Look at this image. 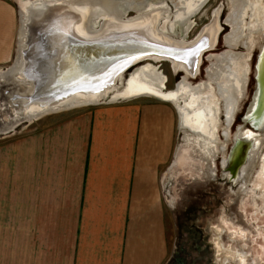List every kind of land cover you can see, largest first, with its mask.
<instances>
[{
  "label": "crops",
  "instance_id": "obj_1",
  "mask_svg": "<svg viewBox=\"0 0 264 264\" xmlns=\"http://www.w3.org/2000/svg\"><path fill=\"white\" fill-rule=\"evenodd\" d=\"M17 17L0 0V65L14 56ZM177 110L131 97L48 124L42 116L1 138L0 264H164L160 168L172 156Z\"/></svg>",
  "mask_w": 264,
  "mask_h": 264
},
{
  "label": "rangeland",
  "instance_id": "obj_2",
  "mask_svg": "<svg viewBox=\"0 0 264 264\" xmlns=\"http://www.w3.org/2000/svg\"><path fill=\"white\" fill-rule=\"evenodd\" d=\"M8 1L16 8L18 16L16 46L12 60L0 65V71L8 68L17 58V40L21 23L20 8L27 0ZM141 1H144L147 7L140 11H127V15L131 16L149 9L162 10L163 15L158 23V28L175 40L184 38L193 41L199 31L211 23L213 11L219 9L220 31L217 34L216 43L213 49L200 54L199 71L196 77H191L181 69L174 70L166 60L143 62L157 66L164 77L166 91H175L180 82L184 81L197 92L190 90V94L204 96L199 98L195 95V104L190 105L191 108L194 106L196 109L200 101L203 103L208 97V104L214 110L210 116L213 114L211 117L215 118V123L217 122L216 117L219 116L218 123L215 126L210 125L213 128V133H211L213 136L210 139L209 135L206 138L196 133L188 125L183 126L177 112L178 123L172 156L169 162L160 168L169 246V255L164 264H264V190L261 191V189L253 187L261 164L259 159L261 157L262 160L264 154V141L263 144L261 143L258 156L255 157L243 180L231 184L222 179L225 177L222 161L233 145L234 135L236 132L239 133V125L244 131H251L255 139L264 138V132L259 134L258 131L251 128L249 123L242 122L244 114L242 111L250 104L254 89L253 62H256L264 41V30L261 33L257 31L258 25L264 22V0H207L199 12L191 17L193 26H190L188 32H184L186 26L184 23L174 21V10L172 6L170 8L169 5H166V0ZM250 1L253 2L254 12L252 13L251 7H248ZM243 2L244 5H242ZM120 6L122 5L120 4ZM241 10L243 13L241 22L245 26L240 28L237 18L240 19ZM228 15H230L228 19L231 24L225 22ZM172 23L173 29L171 28ZM250 25L256 26V28H252V32L246 28ZM248 51H251V54L249 52L250 55L246 57ZM245 64L250 65L246 89H243L237 102V95L242 88L236 89L235 104L231 107L232 109L229 108V111L225 110L226 116L229 113L231 116L233 112L234 124L227 135L228 139L224 140L225 114L218 85L225 82V75L235 74L239 77L242 87L245 81ZM125 78L126 73L120 76L117 85L121 87ZM141 96L153 97L150 95ZM214 96L218 115L217 109L213 106ZM183 98V96L180 97L178 102ZM105 102H112V100L106 97L97 103ZM172 104L177 109L178 103ZM87 107H91V105L55 109L53 112L45 114L40 122L46 124L57 122ZM38 121L39 119H33L30 122L20 121L14 126L0 131V142L1 138L16 137L32 130L36 125L34 123ZM262 179L259 177V180Z\"/></svg>",
  "mask_w": 264,
  "mask_h": 264
},
{
  "label": "bare ground",
  "instance_id": "obj_3",
  "mask_svg": "<svg viewBox=\"0 0 264 264\" xmlns=\"http://www.w3.org/2000/svg\"><path fill=\"white\" fill-rule=\"evenodd\" d=\"M205 1L168 0L170 8L172 6L175 9L174 21L186 20L187 25L190 16ZM242 5H244V2ZM144 7H147V5L141 0H123L121 2L120 0H27L24 2L20 8L21 23L18 32L16 68H21L28 61L25 55L26 50H30L29 54L33 51L37 54L40 52L38 48L29 49V42L26 44L27 37L23 35L26 30L25 25H28L31 18L30 16H33L32 22L39 21L40 25L34 30L35 40L37 37L39 40L40 38L47 39L49 35L57 36L55 40L48 39L53 44L52 47L46 46L42 50L49 55L52 54L51 58H54L53 64L56 68L53 75H51V70L46 72L48 77L41 87V90L47 89L49 97L47 99L42 98L44 100L40 101L35 99L26 102L23 108L26 114L31 111L30 114L37 118L40 114L49 113L59 106L78 107L89 102L95 104L106 97L114 101L116 99L150 95L162 100L172 101V103H178L177 109L181 124L183 126L188 125L196 133L206 138L209 135V138L212 139L213 128L210 125L213 124L214 126L215 118L211 117L213 114L210 116V113L214 110L208 104V97L205 98L206 100L203 103L200 101L196 109L194 106L191 108L192 101L188 102V98L191 96L195 99V95L200 98L201 94H190V90H195L184 81L180 82L175 91H166L164 89V77L157 66L149 62H143L146 60H166L170 62L174 70L184 69L191 76H194L200 65V54L212 49L216 43L219 31V9L216 10L211 23L204 26L193 41H188L183 38L175 40L159 30L158 23L163 15V11L160 9H149L131 16L127 15V11H140ZM46 9L51 12L48 18H46ZM171 28H173V23ZM68 34H73L85 41L106 44L112 50L118 52L125 51L126 46H130L131 42L132 47L136 45L140 52L143 51L144 54L132 52L131 56L124 58V55L115 53L111 55L113 59L107 64H104L103 59L98 60L96 63H91L93 64L92 69L86 67L84 68L85 71L76 72L73 69L72 62L67 60L63 64L60 63L69 48L65 49V54L62 57V54H60L62 49L55 44L57 39L61 37L66 40ZM84 59L88 60L90 57ZM21 60L23 63H20ZM138 60L142 61L143 64L138 62L133 65L134 68H131L130 64ZM124 73H126V78L123 80L124 84L120 87L117 82ZM225 77V85L228 84L234 90L241 89L237 75L228 74ZM223 85L219 88L220 93L223 95L229 94L231 89H224L226 87H223ZM56 90L60 91L55 92ZM234 90H231L233 95L236 94ZM182 96L184 97L183 100L178 102ZM230 107L232 106L230 105Z\"/></svg>",
  "mask_w": 264,
  "mask_h": 264
},
{
  "label": "water",
  "instance_id": "obj_4",
  "mask_svg": "<svg viewBox=\"0 0 264 264\" xmlns=\"http://www.w3.org/2000/svg\"><path fill=\"white\" fill-rule=\"evenodd\" d=\"M31 12V11H30ZM51 14L48 9H46V15L48 18ZM28 25H25V31L23 35L27 37L26 44L29 42V49L38 48L39 54L32 52L29 54L30 50L25 52L27 56V62L21 67L16 68V59L12 62V64L3 71H0V131L6 130L16 123L20 121L30 122L33 119H38L44 116L47 113L40 114L37 118H34V115H31V111L29 114H26L24 111V105L26 102H30L33 100H44L49 97L47 89L41 90L43 83H45V79H47L48 75L46 72L49 70L52 71V74L56 72L55 64H53V59L51 58L52 54L49 55L47 52L42 51L45 49L44 47H52L53 44L49 42V38L51 40H55L56 37L49 35V38L39 39L38 37L35 40L34 30L38 28L39 21L32 22L33 16H30ZM50 18L48 19V21ZM59 48L62 49L61 56L63 57L65 54V49L69 48L66 52V56L60 63H64V61L72 62L73 69L77 71H85L84 68H93V63H96L98 60H102L104 64H107L110 60L113 59V54L124 55L125 57L131 56L133 52H140L138 47H132L131 42L130 46H126L125 51L118 52L117 50H112L109 46L103 43H98L96 41H85L78 37H75L73 34H68L67 39L65 40L63 37L57 39L56 43ZM116 51V52H114ZM144 54V52H140ZM48 54V55H47ZM68 54V55H67ZM88 60H83V58H88ZM19 61V60H18ZM155 62L153 60H150ZM140 62L139 60L131 63L130 66ZM142 62V61H141ZM20 63H23L21 60ZM19 63V64H20ZM71 64V65H72ZM25 66V68H24ZM129 66V67H130ZM131 67V68H132ZM68 85V84H67ZM71 87V86H70ZM60 91L56 90L55 92ZM56 95V94H55ZM59 97L58 95H56ZM44 98V99H42ZM97 104V103H95ZM86 105H92V103H88ZM72 107L67 106H59L56 109H68ZM55 110V109H54ZM46 112V111H45ZM53 112V110L51 111Z\"/></svg>",
  "mask_w": 264,
  "mask_h": 264
},
{
  "label": "flooded vegetation",
  "instance_id": "obj_5",
  "mask_svg": "<svg viewBox=\"0 0 264 264\" xmlns=\"http://www.w3.org/2000/svg\"><path fill=\"white\" fill-rule=\"evenodd\" d=\"M206 2H207V0L192 16H190V18H189L190 20H189L188 25L186 24V20L180 21V23H184L186 25L184 27L185 28L184 32H188L190 30V26L191 27L193 26V24H192L193 22L191 20V17H193L195 14H197L199 12V10L206 4ZM252 4H253V2L251 3V1L248 3V7H251V9H250L251 13L254 12V9L252 8ZM134 6H135V4H134ZM243 8H244V6H243ZM215 12H216V10L213 11V17L215 15ZM242 15H243V13L241 10L240 15H239L240 19L237 18L238 26L240 28H241V26H245L241 22V21H243ZM218 16H219V12H218ZM229 16L230 15H228L225 22L228 24H231L229 22V19H228ZM240 22H241V25H240ZM253 27L256 28V26H251V25L247 26L246 28L248 31L252 32ZM258 27L260 29L258 28L257 31H259V33H261V31L264 30V22H263V24L261 23L260 25H258ZM219 31H220V26H219ZM241 31H242V29H241ZM250 49H251V47H250ZM249 52L251 54V51H248L246 57H248V55H250ZM222 57H221V59H222ZM245 60H246V58H245ZM253 64H254V89L252 91L250 104L246 107V109L244 107V110L242 111V112H244L242 122L243 123L244 122L249 123L253 130L258 131L259 134L260 133L263 134V132H264V41L261 45V49H260V52L258 54V57L256 58V62H253ZM181 70H184V69H181ZM245 70H246L245 81L241 87L242 90H240V92L237 95L236 102L238 101V98L242 94L243 89L244 88L246 89L247 76H248L247 74L250 73L249 72L250 71V65L248 66L247 64H245ZM198 71H199V68H198ZM198 71L194 76H191L187 71H185V72L188 75H190L191 77H196L198 74ZM220 78H222V77H220ZM216 79H218V78H216ZM218 80H220V79H218ZM225 84L226 83H222L223 87H226L224 89H231L228 86V84L227 85H225ZM222 85L221 84L218 85L219 88L222 87ZM232 89L234 90V88H232ZM231 90H229V94H227V95L221 94L220 89L218 90L221 98L223 99L224 114H225V110H226V112L230 110L229 109V108H231L230 105L233 106V104H235V98L233 97L234 95L231 92ZM234 91H237V90H234ZM231 97H232V99H231ZM190 101H192L191 105L192 104L194 105L195 100L191 96H190V98H188V102H190ZM226 102H228L229 104ZM213 103H214L213 104L214 108L217 109V115H218V107L216 106L215 96H214ZM242 112H241V114H242ZM224 116H225V126H226L225 130H224L225 131L224 136L226 138L223 136V134H222V136L224 137V140H227L228 139L227 135L231 131L230 129H232V125L234 124L233 123V112H232L231 116H230V113H229V115L226 116V114H225ZM229 117L231 119L228 121L227 119H229ZM218 118H219V116H218ZM218 118H217L216 123L214 121V126L218 123ZM228 127H229V130H228ZM241 127L242 126L239 125V127H238L239 133L236 132V134L234 135L233 145L230 147V149L227 153V156H225V158L222 161V165L224 167L223 170L225 173V177H223L222 179L226 180V182H229L231 184H236L237 182H240L241 179L243 180V177L250 170V167H251L255 157L258 156L257 153H259V151H260L259 149L261 148V145L263 144V141H264V138L255 139L254 134L251 131H244L243 128L241 129ZM259 161H261V164H260L259 170L257 172V175L255 176L253 187L257 188V189H261V191H262V190H264V154L262 156V160L260 157ZM259 177H262L263 179L259 180Z\"/></svg>",
  "mask_w": 264,
  "mask_h": 264
}]
</instances>
